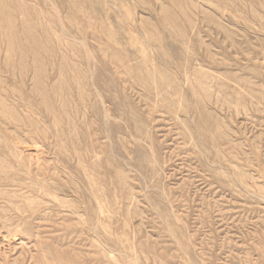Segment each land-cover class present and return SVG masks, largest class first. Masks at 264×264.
I'll list each match as a JSON object with an SVG mask.
<instances>
[{"label": "rangeland", "instance_id": "374dc122", "mask_svg": "<svg viewBox=\"0 0 264 264\" xmlns=\"http://www.w3.org/2000/svg\"><path fill=\"white\" fill-rule=\"evenodd\" d=\"M0 264H264V0H0Z\"/></svg>", "mask_w": 264, "mask_h": 264}]
</instances>
